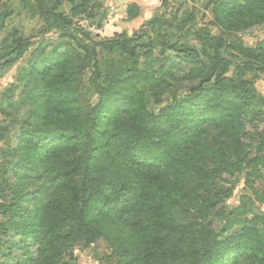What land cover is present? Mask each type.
<instances>
[{
  "label": "trees",
  "instance_id": "trees-1",
  "mask_svg": "<svg viewBox=\"0 0 264 264\" xmlns=\"http://www.w3.org/2000/svg\"><path fill=\"white\" fill-rule=\"evenodd\" d=\"M213 1L221 25L262 21L264 0ZM49 2L23 0L29 17L39 14L47 28L56 20L65 33L74 28L91 43L76 39L51 52L34 49L17 97L4 95L2 112L12 117L24 106L25 119L17 148H0V192L7 193L0 203V257L23 250L17 264H75L70 247L99 239L117 264H244L261 253L264 217L246 216L252 199L243 196L234 210L223 202L236 173L245 172L248 182L264 177V140L255 156L244 142L246 119L264 105L245 71H264V41L237 56L202 27H184L173 40V26L161 18L132 36L96 39L73 20L88 14L90 0ZM6 15L0 13V26ZM192 35L205 58L195 71L197 85L155 114L146 92L180 85L161 78L150 84L139 59L153 58L158 48L194 58L179 45ZM30 43L17 37L0 42V62ZM234 63L237 73L228 76ZM194 192L201 193L196 200ZM211 220L222 225L220 232Z\"/></svg>",
  "mask_w": 264,
  "mask_h": 264
},
{
  "label": "rangeland",
  "instance_id": "rangeland-1",
  "mask_svg": "<svg viewBox=\"0 0 264 264\" xmlns=\"http://www.w3.org/2000/svg\"><path fill=\"white\" fill-rule=\"evenodd\" d=\"M212 1L168 0L166 4H163L162 0H90V4L87 6L88 14L79 13L73 20L84 32H89L98 39L112 37L116 33H126L132 36L140 28L147 27L153 20L161 18L166 26L168 24L173 26V31L176 32V37H173V40L180 38V30L184 27H202L230 44L233 47L232 52L237 56L240 54L239 50L256 48L264 41V13L262 21L258 24L249 22V25L240 28L232 27V25H221L216 21L214 15L215 1L206 8L207 4ZM45 4L49 6V0H45ZM134 5L135 7H133ZM64 8L67 9L66 5ZM60 10L63 11L64 9ZM1 12L7 13V15L1 21L0 42L11 37L28 39L31 42L26 52L17 53L0 62V135L7 132L6 138L0 140V148L11 146L16 149L21 123L25 119L22 116L25 107L17 106L15 115L8 116L2 112L7 105L3 99L6 94L17 97L23 83L22 74L27 67L30 53L38 47L43 48L46 52H51L56 46L64 44L68 40L75 45L76 39L88 44L91 42L86 35L74 28L69 29V33H65L64 31L67 29L63 28L56 20L52 21V28H47L44 18L39 14L36 18L29 17L24 8L23 0H0ZM176 16L185 20V24L178 26ZM70 34L73 38L69 36ZM179 45L191 50L194 58L178 55L172 51L162 54V49L158 48L154 52L153 58H147L143 55L139 59L138 68L148 71L150 84L155 79L161 78L169 84L179 83L180 85L177 89L175 86L163 90L161 88L157 92H146L148 109L155 114H159L162 108L174 100L182 98L186 90L197 85V78L194 76L195 71L200 62H205L201 40L192 35L179 39ZM98 53L103 54L101 50ZM165 58H168L169 62L163 66L161 60ZM236 73V64L234 63L229 68L227 75L235 76ZM245 78L251 81L257 96L264 99V71L247 70L245 71ZM97 102L98 99L95 98L94 103ZM244 134L246 150L255 156L257 148L264 140V105L260 115H252L246 119V132ZM215 139H217L216 136ZM228 186H233V190L224 198L223 203L227 209H236L241 203V198L247 196L252 199L253 204L248 206L246 216L248 218H252L254 215L264 217V200H261L257 195L264 196V177H255L251 182H248L245 172L236 173ZM199 195H201L200 192H194L191 198L196 200ZM6 198L7 193L0 192V203ZM0 219H3L1 212ZM210 227L216 232H220L222 229V225L215 220H211ZM239 227H236L231 234H234ZM229 234H225L223 237ZM28 244L32 252L36 253V245L32 242ZM70 251L76 258L75 264H117L109 245L102 239L91 244L75 243L70 247ZM12 256L11 258L1 256L0 264H17L25 258L23 250L13 251ZM244 264H264V248L255 257L247 258Z\"/></svg>",
  "mask_w": 264,
  "mask_h": 264
}]
</instances>
